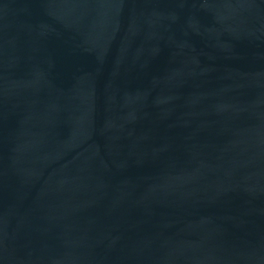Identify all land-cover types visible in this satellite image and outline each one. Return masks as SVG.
Segmentation results:
<instances>
[{
  "label": "water",
  "instance_id": "95a60500",
  "mask_svg": "<svg viewBox=\"0 0 264 264\" xmlns=\"http://www.w3.org/2000/svg\"><path fill=\"white\" fill-rule=\"evenodd\" d=\"M0 264H264V0H0Z\"/></svg>",
  "mask_w": 264,
  "mask_h": 264
}]
</instances>
